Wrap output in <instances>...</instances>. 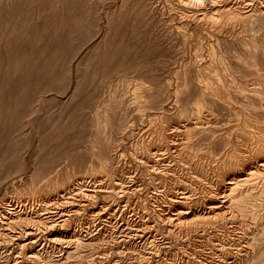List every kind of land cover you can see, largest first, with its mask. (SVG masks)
Listing matches in <instances>:
<instances>
[{
  "label": "rangeland",
  "instance_id": "rangeland-1",
  "mask_svg": "<svg viewBox=\"0 0 264 264\" xmlns=\"http://www.w3.org/2000/svg\"><path fill=\"white\" fill-rule=\"evenodd\" d=\"M263 163L264 0H0V264H264Z\"/></svg>",
  "mask_w": 264,
  "mask_h": 264
},
{
  "label": "bare ground",
  "instance_id": "bare-ground-1",
  "mask_svg": "<svg viewBox=\"0 0 264 264\" xmlns=\"http://www.w3.org/2000/svg\"><path fill=\"white\" fill-rule=\"evenodd\" d=\"M195 1H198V0H195ZM197 122V121H196ZM242 127V126H241ZM245 128V127H244ZM247 129V128H246ZM245 130V129H244ZM237 131V130H236ZM244 132H246V131H244ZM248 132H250V131H248ZM258 133H260V132H258ZM233 135V134H232ZM238 136V135H237ZM250 136V135H249ZM234 138V137H233ZM254 138V137H253ZM235 140V139H234ZM240 140V139H239ZM240 143V142H239ZM245 144V143H244ZM231 147V146H230ZM252 149V148H251ZM253 150V149H252ZM230 151V150H229ZM237 152V151H236ZM234 153V152H233ZM252 159V158H251ZM250 161V160H249ZM248 161V162H249ZM261 162V161H260ZM257 163H259V162H257ZM264 164V163H263ZM257 166L255 165V168H256ZM262 167V166H261ZM253 170V169H252ZM261 170V169H260ZM244 171V170H243ZM252 172V171H251ZM248 173V172H247ZM253 173V172H252ZM239 175V174H238ZM250 175V174H249ZM241 179V178H240ZM236 180V179H235ZM227 182V181H226ZM228 183H229V185H230V183H231V180L230 181H228ZM235 184V183H234ZM227 187V186H226ZM224 188V187H223ZM232 189V188H231ZM216 197H217V195H216ZM217 200V199H216ZM177 201V200H176ZM175 201V202H176ZM179 202V201H178ZM221 202V201H220ZM223 203V202H222ZM216 204V203H215ZM210 206V205H209ZM212 208H215L216 207V205H212L211 206ZM217 211V210H216ZM180 216H182V215H180ZM34 234V232H32V231H29V232H27L26 233V235H25V237H26V243H30V244H34L36 241L33 239V235Z\"/></svg>",
  "mask_w": 264,
  "mask_h": 264
}]
</instances>
